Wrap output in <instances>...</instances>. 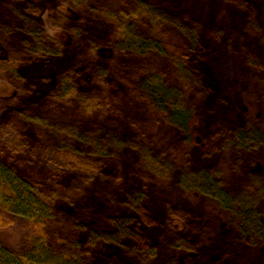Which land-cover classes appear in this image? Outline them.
Wrapping results in <instances>:
<instances>
[{"label":"trees","instance_id":"obj_1","mask_svg":"<svg viewBox=\"0 0 264 264\" xmlns=\"http://www.w3.org/2000/svg\"><path fill=\"white\" fill-rule=\"evenodd\" d=\"M56 2L72 12L69 22L64 13L49 20L70 36L65 46L42 25L41 12H55ZM176 37L184 48L173 45ZM0 44V73L14 91L0 95V229L25 230L18 247L0 240V264H149L158 250L149 231L160 215L137 182L152 178L173 179L181 190V203L161 216L183 224L173 250L225 252L236 240L241 256L264 247V0H0ZM102 47L109 56L99 55ZM68 49L83 54L86 87L70 71L49 88L24 80L28 58ZM219 51L238 64L226 75L204 62ZM60 102L73 106L71 119L59 115ZM199 114L211 119L201 137L192 131ZM162 121L180 143L160 145ZM28 128L41 136L32 154L65 171L67 185L14 168L5 151L22 152ZM207 199L227 217L229 232L215 229ZM60 201L71 210L56 207ZM98 242L109 254L97 252Z\"/></svg>","mask_w":264,"mask_h":264},{"label":"rangeland","instance_id":"obj_2","mask_svg":"<svg viewBox=\"0 0 264 264\" xmlns=\"http://www.w3.org/2000/svg\"><path fill=\"white\" fill-rule=\"evenodd\" d=\"M50 7H53L55 12L52 10L48 11L49 9H45V11L41 12V20L43 28L46 32V35L50 37L53 41H57L62 43V45H67L71 41L70 36L63 30L54 29L50 26L49 20L52 17L53 13H64L66 16L67 22H69V17L72 16V12L69 11L62 5H59V2L50 4ZM52 11V12H51ZM75 16V15H74ZM76 17V16H75ZM89 23L97 29L98 32H103L104 28L102 23L97 20L89 21ZM234 26L233 22H230V27ZM174 46L183 47L185 44L182 38L176 37L175 41L172 42ZM69 51L60 56H56L49 59L43 58H28L25 62L22 63V71L24 80L27 81L29 84H33L36 87L40 88H49L53 87L57 84L60 75L63 72H72V77L75 82H78L77 87L83 88L86 87V83L84 78L88 74V68L84 66L81 62V56L83 54L78 52L76 49H68ZM184 52L185 49H182ZM5 49L0 44V57L5 56ZM100 56H109V50H106L104 47L100 48L99 50ZM189 59H193L195 56L194 53H188ZM200 61V59H199ZM206 65H212L214 70L219 75H226L228 74L231 69L237 66V62L234 63L230 59V55L225 52H217L212 54L208 59H205ZM83 67L87 68V71L83 70ZM247 72V71H246ZM84 82V84L82 83ZM13 88L11 87L8 79L0 73V95H9L13 93ZM29 100L23 96L19 101V104L26 105ZM57 111L59 115H63V119L69 118L73 116L74 110L73 106L70 104H66L64 102H60L57 105ZM124 113H128L127 109H124ZM210 114L206 115H198L194 125L192 124V131L197 136H202L204 131L208 127V120H211L210 117H206ZM157 136L160 138V145H164V143H180L181 136L179 132L175 128H171L170 125L166 122H159L156 125ZM24 136V140L27 143L26 148L17 154H10L9 151H5L6 156L10 157V161L13 164L14 168L24 175L35 176L39 178L46 179L47 177L52 178L64 185L68 184L69 175L63 170L52 169L44 162L39 160L36 156L32 154L33 148H38L40 142V134L39 132L33 131L31 128L22 131ZM148 143H154L153 139H151V135L147 134L145 136ZM153 151H156V148L152 145ZM189 157L191 155L195 156L199 160L198 154L194 151L190 152ZM122 157L127 163H131V158L126 152H122ZM166 156H168L166 154ZM177 164H173L172 170H178ZM246 176V175H245ZM238 182L242 183L241 175H238ZM236 183V184H237ZM247 184V182H244ZM163 180L152 178L150 182H137L138 187H144L147 194L150 197V204L151 210L159 211V216H155V220L152 222L154 224H159V227H152L149 231L152 234V240H157L158 250L156 255L150 259L149 264H163L167 261V259L171 256V260L175 259L177 264H209L207 260L210 262L216 263L217 261L221 260L222 264H244L250 261L252 258H258L262 262V257L264 256V247L259 246V251L256 248H253L251 252L246 254L245 251H241V256L238 254L237 248L243 249L238 242L235 240L234 244L237 248L233 247H226L225 252L223 251H215V249L207 248V249H199L196 253L195 252H186L184 253L183 250L175 251L171 245L172 238L175 234H179L182 232L183 224H179L176 219L170 220V222H166V224L162 221L161 216L168 217V204H175L181 203L180 202V194L181 190L173 181L170 180L169 183L165 184L168 186L167 189H164ZM207 204L208 212L212 215L213 220L217 223V231L220 232H229V221L225 215H221L219 209L211 203L210 200H206L205 205ZM263 202L259 203L258 207L262 208ZM56 207L63 208L66 210H71L70 205L68 202L60 201L56 203ZM156 212V213H157ZM178 222V223H177ZM150 229V228H149ZM25 230L22 229L20 226L13 225V227L7 229H0V240L9 247H18L20 245L21 239ZM171 247V248H169ZM98 253L109 254V249H111L107 244L98 242L96 248ZM244 250V249H243ZM170 254V256H169ZM198 256H200L198 258ZM252 257V258H251ZM198 259L197 261L195 259ZM195 261V263H194Z\"/></svg>","mask_w":264,"mask_h":264}]
</instances>
